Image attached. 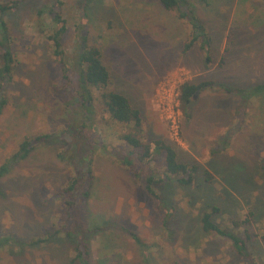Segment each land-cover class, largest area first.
I'll return each instance as SVG.
<instances>
[{"label": "rangeland", "instance_id": "374dc122", "mask_svg": "<svg viewBox=\"0 0 264 264\" xmlns=\"http://www.w3.org/2000/svg\"><path fill=\"white\" fill-rule=\"evenodd\" d=\"M14 1L4 16L15 62L0 115V166L25 137H46L0 177V264H68L78 236L88 241V264H264V0H193L211 38L208 67L198 44L184 49L191 26L158 0H59L65 55L84 32L101 52L109 88L139 109L141 142L169 143L179 161L198 167L190 185L155 184L160 208L122 162L139 151L121 138L132 125L112 120L98 99L84 128L66 110L37 15L47 0L0 3ZM203 81L183 112L180 86ZM149 166L160 178L163 155ZM84 175L86 200L66 191ZM212 207L216 224L251 235L248 256L202 230L200 215Z\"/></svg>", "mask_w": 264, "mask_h": 264}, {"label": "trees", "instance_id": "16d2710c", "mask_svg": "<svg viewBox=\"0 0 264 264\" xmlns=\"http://www.w3.org/2000/svg\"><path fill=\"white\" fill-rule=\"evenodd\" d=\"M168 10H175L178 16L191 26V38L184 45V49L190 48L194 43L198 44L202 51L203 63L209 66L211 61L210 48L211 38L208 30L199 19L193 0H158ZM18 5L17 1L11 4L0 3V115L7 104L4 97V88L12 77L15 57L11 48V35L4 16L14 10ZM59 0H47L37 11L39 21L43 26L42 31L47 32L46 37L51 42L52 54L58 62L61 75L64 81L63 88L56 91L65 95L66 110H70L73 120L79 128H84L90 121L93 114V105L96 99L100 101L109 117L119 123L131 124L134 132L122 134V140L132 149H139L137 153L130 151L123 154V164L140 181L143 189L151 196L158 208L162 207L164 201L156 192L154 186L163 181L175 180L181 185H190L197 173V165L185 163L178 160L177 153L169 143L155 140L153 148L149 144L142 143L136 133L141 130L142 119L139 109L135 108L129 98L121 92L109 88L110 73L101 60V52L98 47L88 44L87 35L84 32L78 33L76 50L70 56H66L62 48L61 39L66 32V20L62 17L59 9ZM85 15L86 13L83 12ZM48 17L49 22H46ZM208 83L206 81L198 84L185 82L180 86L179 101L183 112L186 113L191 106L194 95L202 90ZM46 135L25 137L19 142L18 148L12 155L4 160L0 166V177L9 171V166L19 160L25 159L33 149V140H41ZM163 155V171L160 178H155L149 161L155 154ZM136 154V155H135ZM208 176V175H207ZM206 180H210L209 177ZM80 178V179H79ZM74 177L70 180L66 191L77 193L79 198L84 200L88 197V177ZM75 204L67 202V212ZM218 207H212L210 211H203L200 215L201 228L205 232L215 233L227 237L237 254L248 256L247 242L251 235L245 233L243 236L219 226L212 220V215L217 212ZM249 214H253L250 211ZM244 224L249 225L250 219L245 218ZM261 234V233H260ZM258 235V234H257ZM137 243L140 240L133 237ZM3 240H0V244ZM261 242L264 249V232L261 234ZM75 256L68 264H88L89 244L83 237L77 239Z\"/></svg>", "mask_w": 264, "mask_h": 264}]
</instances>
